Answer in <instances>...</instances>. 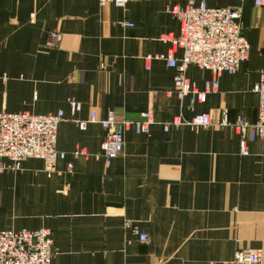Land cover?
<instances>
[{"label": "crops", "instance_id": "0c3cea01", "mask_svg": "<svg viewBox=\"0 0 264 264\" xmlns=\"http://www.w3.org/2000/svg\"><path fill=\"white\" fill-rule=\"evenodd\" d=\"M187 2L133 0L122 9L98 0H0V113L71 117L73 100L82 104L77 120L109 112L137 120L150 110L156 122L149 135L128 130L110 166L99 124L86 131L73 121L59 125L57 150L66 157L56 172L34 159L0 172V231L50 229L53 264H231L244 249L264 255V139L247 142L243 155L241 137L221 125L224 111L231 121L258 119L253 89L264 72V5L242 4L249 59L200 103L179 94L177 72L166 62L146 69L148 56L171 52L161 37L180 36L181 24L166 8ZM54 31L60 38L51 45ZM186 76L199 91L213 77L194 66ZM201 114L212 126L164 130ZM129 223L149 241L141 243Z\"/></svg>", "mask_w": 264, "mask_h": 264}, {"label": "built area", "instance_id": "2783aa9c", "mask_svg": "<svg viewBox=\"0 0 264 264\" xmlns=\"http://www.w3.org/2000/svg\"><path fill=\"white\" fill-rule=\"evenodd\" d=\"M98 1L101 7L113 5L124 9L133 0ZM236 1L239 3L236 7H210L205 1L199 0H188L184 6L169 5L166 13L180 22V36L161 37V41L171 44V52L148 56L146 69H150L149 64L152 61L166 62L169 68L177 72L174 85L179 94H192L200 103L205 102L208 94L218 91L223 75L236 74L249 59L251 46L243 36L241 24L242 4L245 0ZM254 3L263 6L264 0H254ZM125 27L133 28L134 25L126 23ZM59 38V33L54 31L50 33L49 43L55 45ZM177 50L182 52L180 59H176L174 55ZM190 66L212 74V79L205 83L203 91H199L186 76ZM253 92L259 98L258 119L255 123L243 118L231 121L227 111L223 112L221 121L222 126L234 129L241 137L243 155H248L247 142L264 139V72L260 74ZM69 106L71 117H67L64 111L48 115L1 112L0 172H17L28 159L40 160L47 172H56L57 162L66 157L65 153L57 150L58 128L67 121L77 123L81 131H86L91 123H97L105 130L101 151L106 166H110L123 152L125 133L128 130L133 129L137 134L149 135L151 127L156 124L150 110L141 113L137 120L119 118L114 112H109L105 119H99L96 113H91L88 120L82 121L74 119V115L82 110V104L72 100L69 101ZM212 124L210 115L201 114L190 122L179 119L164 124V130L168 131L171 125H185L197 130ZM74 155L88 156L83 150H77ZM68 170L71 173L72 168L69 166ZM128 225L141 243L149 241V235L141 232L138 226L131 223ZM55 255L50 229L0 231V264H53ZM231 264H264L263 251H238Z\"/></svg>", "mask_w": 264, "mask_h": 264}]
</instances>
